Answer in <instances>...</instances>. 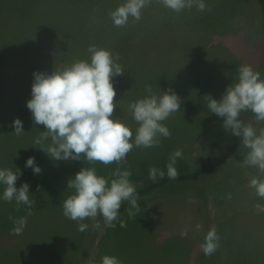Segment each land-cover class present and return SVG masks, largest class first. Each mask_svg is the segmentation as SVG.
<instances>
[{
  "label": "rangeland",
  "instance_id": "rangeland-1",
  "mask_svg": "<svg viewBox=\"0 0 264 264\" xmlns=\"http://www.w3.org/2000/svg\"><path fill=\"white\" fill-rule=\"evenodd\" d=\"M124 2L0 0V126H9L10 137L14 118L22 121L24 134L37 137L45 130L34 124L24 107L31 99L33 73H51L76 60H89L91 45L119 56L116 63L124 74L112 81L116 91L113 115L130 127L133 136L138 124L128 106L149 95L146 87L157 96L171 90L181 98L178 112L162 122L170 137H160L158 147L134 146L120 164H89L83 157L81 161H55L34 140L26 139L20 149L9 140L7 145L15 153L12 158L24 163L35 158L42 170L36 174L37 185L43 191H29L36 204L28 208L15 200L4 201V188H0V264H66V254L80 247L74 237L78 222L63 215V201L74 191H48L58 166L71 178L81 167H95L97 175L109 179L115 178L112 173L117 168L129 170L130 181L140 184L149 178L151 167L166 165L175 150H182L178 160L185 166L208 147L217 162L205 188L212 226L220 237L213 255L205 256L200 247L206 233L203 226L196 229L202 224L191 203L173 193L145 199L135 218L128 216L130 207L121 208L114 228L103 222L85 264H100L104 255L116 256L122 264H264V198L249 187L250 179L260 173L244 165L247 149L240 141L222 158L224 145L217 139L224 129L223 118L210 112L205 97L219 100L226 87L237 82L241 65H251L264 77L258 3L204 0V11L193 6L177 13L151 0L139 21L129 17L126 26L116 27L108 14ZM254 126L259 129L264 124ZM50 143V139L45 141V147ZM31 171L26 167L20 179L34 181L28 179ZM11 206L21 210H11ZM24 208L29 210L24 212ZM6 216H11L8 226L12 229L15 219L26 218L21 234L3 231ZM122 222L126 227H121ZM183 229L188 230L186 237L180 235Z\"/></svg>",
  "mask_w": 264,
  "mask_h": 264
},
{
  "label": "clouds",
  "instance_id": "clouds-1",
  "mask_svg": "<svg viewBox=\"0 0 264 264\" xmlns=\"http://www.w3.org/2000/svg\"><path fill=\"white\" fill-rule=\"evenodd\" d=\"M166 8L181 12L195 6L199 11L206 9L204 0H159ZM151 0H125L111 12L109 18L114 26L124 27L131 17L134 21L141 19L142 9ZM89 60H76L70 65L62 66L47 72H34L31 85V99L26 107L32 114L34 124L43 125L44 131L35 138L34 144L55 161H81L83 157L89 164L100 162L104 165L126 162L127 154L133 147H158L160 137L169 138L170 130L162 122L178 112L181 98L173 91L161 92L160 96L146 87L149 95L129 104V110L138 127L135 136L126 123L114 117L116 108V91L113 78L122 76L124 70L118 54L108 49L91 45ZM207 107L211 113L223 118L222 126L240 138V143L247 149L244 165L254 167L260 173L249 181V187L255 189L256 195L264 198V127L254 126L253 122L245 123L240 119L242 112H252L255 124H264V77L251 65H241L238 69L237 82L228 85L219 100L205 95ZM14 133L23 131L22 121L14 118ZM51 141L45 147L44 142ZM182 150H175L167 163L169 179H179L175 168ZM25 167L31 168L34 174H40L41 168L35 158L29 157ZM159 170L149 169V178L155 179ZM22 173L18 169H0V184L4 185L2 198L6 202L16 201L18 205L32 208L36 201L30 199L29 185L22 183L16 187V181ZM131 171L117 168L109 179L97 175L95 167H81L74 178L67 181V188L74 192L63 201V215L78 222V231H87L89 225L82 221L91 219L93 230L100 227L97 217H103L107 227H115L121 205L125 201L131 207L128 216L135 218L140 212L139 194L130 181ZM161 178L165 175L159 171ZM229 199L231 196L229 195ZM134 210V211H133ZM14 235L22 233L27 225L26 218L15 219ZM121 227H126L121 223ZM202 225L197 224L200 230ZM187 229L180 232L186 237ZM220 246V237L213 226L205 235L200 245L205 256L213 255ZM100 264H122L116 256L104 255Z\"/></svg>",
  "mask_w": 264,
  "mask_h": 264
},
{
  "label": "trees",
  "instance_id": "trees-1",
  "mask_svg": "<svg viewBox=\"0 0 264 264\" xmlns=\"http://www.w3.org/2000/svg\"><path fill=\"white\" fill-rule=\"evenodd\" d=\"M256 2L258 3L261 12L260 27L263 33V41H264V0H256ZM55 56L59 57V55L57 54H55ZM24 107H26V103L24 104ZM240 119L245 123L251 121L253 122V124H255L254 115L250 111L242 112L240 114ZM9 130L11 129H9L8 125L3 127L0 126V169L8 168L13 171H16V169H18L20 173H22L21 175L24 178V174L26 170L25 163L12 158V156H15L14 155L15 153L13 152L14 149L9 148L7 144L8 141L11 140L16 145V147L20 149L21 143H23L26 139L35 140V138H37L38 136L35 137L34 135L24 134V133H21L20 135H16L13 132V136L10 137L11 134L8 132ZM222 131L217 141H221L224 145L223 147L224 153L222 158L225 159L232 153L234 147L240 141V138L233 135L230 131H225V129H223ZM212 153H213L212 150H210V147H208L205 153L191 165L183 166V163L182 165L180 164L182 161L177 159L175 168L179 172V179L168 178L167 167H166L167 164L164 166L155 167L159 171H163L165 175L163 176V178H161L159 175L155 179L148 178L145 179L140 184H134L139 194L138 204L144 205L145 199L154 196L168 195L173 193L179 194L180 196H182L191 203L195 213L198 215L201 221L205 233H207L213 226L208 212L205 188L217 164V162L214 164L213 161L214 157ZM36 165L39 166L38 164ZM57 168H58V174L50 179V189L48 191H74L73 189L67 188V181L71 177L69 175L62 173L63 166L61 165L58 166ZM21 175L16 181L17 188H19L22 183L26 182L24 179L23 180L20 179ZM134 176L136 175H133L132 177ZM129 178H131V176ZM28 179L34 180L27 182V184L29 185V191H39L40 189H38L37 177L36 174L33 173V171L30 172ZM0 188H4V185L0 184ZM128 207H131V205L127 201H125L124 204L121 205V208H128ZM10 208H12L11 210L14 211L21 210L15 206H11ZM28 210L29 209L24 208V212ZM10 220H11V216H6L5 218L6 223L5 222L3 223L2 228L3 231H9L10 233H13V229L12 227H10L11 225L8 226ZM97 220L101 227L102 223L104 222L103 217L102 216L97 217ZM84 223L88 224L89 228L87 231L84 232L78 231L77 228L76 236L74 237L78 239L77 241L80 247H77L76 250L74 249L72 251V255L66 254V256L69 258V261L67 260L66 264H85L86 262L87 256L89 255L90 249L96 239L100 227L96 230H93L91 225L94 223V221L91 219H86ZM74 237H72L73 241H74ZM210 261L211 260H208V262Z\"/></svg>",
  "mask_w": 264,
  "mask_h": 264
}]
</instances>
